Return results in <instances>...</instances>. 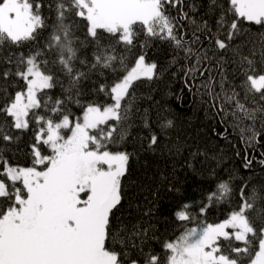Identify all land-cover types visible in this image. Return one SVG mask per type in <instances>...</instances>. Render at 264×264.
Segmentation results:
<instances>
[{
  "label": "snow or ice",
  "instance_id": "6c2138e0",
  "mask_svg": "<svg viewBox=\"0 0 264 264\" xmlns=\"http://www.w3.org/2000/svg\"><path fill=\"white\" fill-rule=\"evenodd\" d=\"M182 3L183 0H70L67 7L61 3L59 23L52 26L44 49L27 56L21 53L14 70L0 73L2 78L13 76L23 81L22 90L0 106V116L4 117L0 121V139H15L6 131L8 127L27 131L34 122L37 129L31 167L11 166L0 155V176L10 182L0 179V264H119L118 254L109 250L107 242L110 217L122 200V178L127 174L130 155L113 153L108 145L119 142L117 134L123 139L131 108L126 99L137 81H151L157 75V64L146 62L141 53L130 67L126 57L109 53H115L116 45L131 52L141 30L147 37L166 40L174 46V63L177 73L182 74L184 87L207 96L217 114L223 113L221 123L231 116L230 126L238 131L241 142L247 148H255L261 135L255 121L257 113H264V107L251 108L246 101H256V94L258 100L264 101V69L258 72L255 61L233 48L231 41L242 34L241 22L264 29V0H229L228 8L217 21L219 34H211L207 47H194L203 44L197 33L207 29L206 22L198 23L182 7L178 19L165 11L166 6L175 8ZM69 11L85 22L89 37L98 41V30H103L114 38L108 48L97 44L91 69L100 66L117 71L113 62L119 59V70L124 73L111 85H100L99 91L110 97L111 103L81 105L82 115L75 120L62 107L63 100H53L48 94L47 90L55 86L54 77L42 70L48 61L39 59L45 49H65L57 52L59 64L71 78L70 88L65 91L76 88L85 76L82 71L73 76L72 62L77 52L70 29L75 21L64 22ZM229 13L231 16L226 19ZM185 20L192 30L191 39L178 32V25ZM59 24L66 27L61 29ZM46 27L39 3L34 7L33 0H0V44L9 42L20 47L36 41L39 31ZM230 50V62L244 76L240 85H234L224 70L229 61L221 53ZM261 58L264 61V52ZM180 60L184 63L179 64ZM238 87L244 92L242 98ZM80 95L77 88L76 97ZM74 102L81 104L78 98ZM7 118H11L10 124ZM171 124L167 121L168 127ZM156 143L153 134L150 147ZM39 145L46 146L49 154H43ZM251 163L247 160L244 167ZM218 188L221 196L230 191L226 182L219 183ZM214 195L208 199L211 201ZM241 199L238 209L222 222L188 228L174 242L165 243L164 248L170 253L167 264H241L245 256L247 264H264V227L257 228L248 215L253 204L244 198L243 189ZM189 206L182 204L175 211L179 221L190 219ZM200 211L203 214L206 208ZM222 241L228 242L227 246ZM232 241L243 246H233ZM146 264H159V257L150 255Z\"/></svg>",
  "mask_w": 264,
  "mask_h": 264
},
{
  "label": "trees",
  "instance_id": "16d2710c",
  "mask_svg": "<svg viewBox=\"0 0 264 264\" xmlns=\"http://www.w3.org/2000/svg\"><path fill=\"white\" fill-rule=\"evenodd\" d=\"M33 3L34 7L39 3L41 15L48 27L39 31L36 41L20 47L9 42L0 44V73L7 69L14 70L15 61L21 53L27 56L44 49L52 26L59 23V5L63 3L66 7L70 6V0H33ZM228 6L229 0H183L182 6H166L165 11L178 19L182 7L183 12H187L198 23L206 22L207 29L197 33L203 44L194 47H207L208 38L212 33H217V21ZM65 15V24L75 21L70 29L77 52L72 62L73 76L77 71L84 72L85 76L81 77L76 88L65 91L70 88L71 78L59 64L56 50L45 49L39 59L48 61L42 65V70L54 77L55 86L47 90L48 94L53 100H63L65 104L62 107L75 120L82 115L81 105L111 103L110 97L99 91L100 85H111L124 73L119 70V59L113 62V68L117 71L100 66L91 69L95 63L97 44L108 48L114 38L98 30L99 40H94L87 35L85 22L70 11ZM230 16V13L227 14L226 19ZM241 26L242 34L231 44L233 48H239L243 55L253 59L260 72L264 69L261 58L264 52V29L246 22H241ZM191 31L186 20L178 25V32L185 39H191ZM134 43L131 52H126L122 45H116L115 53L109 54L126 57L125 62L131 67L138 54L143 53L146 62L157 64V75L151 81L141 79L134 84L126 99L131 108L124 137L121 139L117 134L119 142L108 145V150L113 153L126 152L130 155L127 174L122 178V200L110 217L109 250L118 254L119 264H146L150 255H157L159 264H167L170 253L164 248L165 243L174 242L188 228L223 221L243 202L242 189L244 198L253 204L248 215L257 228L264 227V164H261V160H264V113H257L255 121V128L261 132L259 142L254 149L247 148L241 142L238 131L230 126L231 116L221 123L223 113L217 114V109L211 106L207 96L197 95L195 89L189 92L184 87L182 74L177 73V64L174 63L176 49L170 42L147 37L141 30ZM221 55L229 61L224 68L228 79L234 85H240L244 76L236 64L230 62L233 60L232 51ZM178 63L183 64L184 61ZM22 88L23 81L16 77H0V106ZM77 88L81 93L79 97H76ZM237 91L242 98L243 90L238 87ZM70 95L73 100L68 99ZM258 95L256 101H246V105L251 108L264 107V101L258 100ZM77 98L80 105L74 102ZM39 111L44 114L43 109ZM3 120L4 117L0 116V121ZM7 120L10 124L11 118ZM169 120L172 121L170 127L167 126ZM245 123L251 124L252 121ZM6 131L15 139L11 142L0 139V155L11 166L31 167L37 131L34 122L27 131L11 127ZM153 134L157 137V143L150 147ZM39 147L43 154H49L46 146ZM247 160L252 163L245 168ZM2 170L3 165L0 164ZM0 179L10 183L6 177L0 176ZM221 182H226L230 189L223 196L218 188ZM213 193L215 195L210 201L208 197ZM182 204L190 205L187 209L190 219L187 221H179L175 216V211L181 209ZM202 207L206 208L203 214L200 211ZM222 244L227 246L228 242L222 241ZM232 244L243 246L238 241H232ZM241 264H247L246 256L242 257Z\"/></svg>",
  "mask_w": 264,
  "mask_h": 264
},
{
  "label": "clouds",
  "instance_id": "9594fccd",
  "mask_svg": "<svg viewBox=\"0 0 264 264\" xmlns=\"http://www.w3.org/2000/svg\"><path fill=\"white\" fill-rule=\"evenodd\" d=\"M58 27L62 29V28H64V27H66V25H64V24H59ZM63 51H65V49H64L62 46H58V47H57V52H63Z\"/></svg>",
  "mask_w": 264,
  "mask_h": 264
},
{
  "label": "rangeland",
  "instance_id": "374dc122",
  "mask_svg": "<svg viewBox=\"0 0 264 264\" xmlns=\"http://www.w3.org/2000/svg\"><path fill=\"white\" fill-rule=\"evenodd\" d=\"M222 222V221H221Z\"/></svg>",
  "mask_w": 264,
  "mask_h": 264
}]
</instances>
